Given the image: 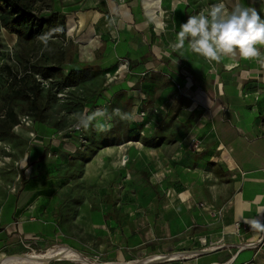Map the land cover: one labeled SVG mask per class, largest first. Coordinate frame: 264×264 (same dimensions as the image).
<instances>
[{"label": "crops", "instance_id": "1", "mask_svg": "<svg viewBox=\"0 0 264 264\" xmlns=\"http://www.w3.org/2000/svg\"><path fill=\"white\" fill-rule=\"evenodd\" d=\"M217 2L76 0L60 10L67 37L101 46L83 65L98 69L87 80L92 112L107 109L95 118L101 144L90 163L118 170L77 179L95 189L69 196L72 250L109 262L177 253L144 264H264V231L250 227L264 223V45L258 58L219 62L187 40L175 46L180 25ZM223 2L264 18V0ZM40 154L30 147L17 163L37 169ZM55 203L50 181L0 177V259L57 238ZM89 235L92 246L83 244Z\"/></svg>", "mask_w": 264, "mask_h": 264}, {"label": "rangeland", "instance_id": "2", "mask_svg": "<svg viewBox=\"0 0 264 264\" xmlns=\"http://www.w3.org/2000/svg\"><path fill=\"white\" fill-rule=\"evenodd\" d=\"M25 1L34 16L46 18L51 13L58 12L60 15L56 20L57 24L64 16L60 11L62 7L76 0ZM50 28L38 29L32 39L23 40L0 26V177L11 184L16 181L21 184L24 179L30 178L50 181L52 186L55 185L56 194L55 221L59 235L53 241L40 246L25 243L21 256L39 254L60 245L73 247V243L64 241L65 230L69 228L68 219L64 215L67 216V210L73 208L69 196L77 193L80 188L95 189L91 186H80L77 179L84 178L87 174L101 177L105 168L108 176L118 175L116 168L103 166L102 169L100 166L101 169L96 170V165L90 163L95 148L101 143L96 136L95 119L87 128L80 124V119L92 116L93 107L90 102L96 94V90H92L94 84L81 81L72 85L71 79L66 77L69 70L80 69L84 64L93 62L101 46L99 43H77L74 38L65 35L63 28H59L61 31L55 32L45 45L39 37ZM36 89L39 91L38 103L44 116L41 127L33 119V114L39 110L35 111L26 99L30 91ZM13 115L17 124L11 123ZM25 116L28 118L23 119ZM37 125L39 128L35 130ZM85 146L87 150L84 151L82 149ZM30 147L38 148L41 154L38 161H34L37 169L25 172L26 166L31 164L28 162L24 170L17 161ZM89 236L85 237L83 243L86 246L95 243L92 235ZM82 251L76 250L91 262H109L101 255ZM134 259L129 257L125 260L128 262ZM54 263L81 264L62 259H53L46 264Z\"/></svg>", "mask_w": 264, "mask_h": 264}, {"label": "clouds", "instance_id": "3", "mask_svg": "<svg viewBox=\"0 0 264 264\" xmlns=\"http://www.w3.org/2000/svg\"><path fill=\"white\" fill-rule=\"evenodd\" d=\"M58 31L61 29H50L39 39L47 45L49 38ZM178 35L179 41L175 46L182 48L187 40L193 52L209 61L219 62L224 56L236 55L255 59L262 55L257 45H264V18L254 7L237 2L229 10L223 0H219L206 10L189 16L180 25ZM114 111L119 113L118 109ZM106 114L107 109H98L92 116L81 117L80 124L87 128L93 119ZM121 118L131 120L134 116L122 114ZM250 227L264 231V223L255 218L250 222Z\"/></svg>", "mask_w": 264, "mask_h": 264}, {"label": "trees", "instance_id": "4", "mask_svg": "<svg viewBox=\"0 0 264 264\" xmlns=\"http://www.w3.org/2000/svg\"><path fill=\"white\" fill-rule=\"evenodd\" d=\"M58 12L51 13L48 17H38L30 13L27 2L25 0H0V26L10 34H15L19 39L30 40L35 36L38 29L51 27L63 28L64 19L56 24L59 17ZM98 69L92 65H86L80 69H71L68 71L66 77L71 79V84L75 85L77 82L87 81L97 74ZM39 91H30L26 99L31 107L36 111L33 116L36 121H43L42 107L38 103ZM12 124H17V119L13 115L11 119Z\"/></svg>", "mask_w": 264, "mask_h": 264}, {"label": "bare ground", "instance_id": "5", "mask_svg": "<svg viewBox=\"0 0 264 264\" xmlns=\"http://www.w3.org/2000/svg\"><path fill=\"white\" fill-rule=\"evenodd\" d=\"M176 255L177 253H168L153 257L138 258L128 262H101L98 264H144L149 261L163 260ZM53 259L74 260L81 264H96L89 261L86 257H82L79 253L65 245L56 246L39 254L33 253L32 255L25 256H4L0 259V264H46Z\"/></svg>", "mask_w": 264, "mask_h": 264}, {"label": "built area", "instance_id": "6", "mask_svg": "<svg viewBox=\"0 0 264 264\" xmlns=\"http://www.w3.org/2000/svg\"><path fill=\"white\" fill-rule=\"evenodd\" d=\"M28 118V116H25V118H23V119H27ZM78 129H80L79 127H77ZM199 145H200V141L199 140H195V141H193V143H192V149H198L199 148Z\"/></svg>", "mask_w": 264, "mask_h": 264}]
</instances>
